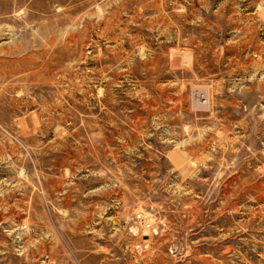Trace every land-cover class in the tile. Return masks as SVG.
<instances>
[{"label":"rangeland","instance_id":"obj_1","mask_svg":"<svg viewBox=\"0 0 264 264\" xmlns=\"http://www.w3.org/2000/svg\"><path fill=\"white\" fill-rule=\"evenodd\" d=\"M0 264H264V0H0Z\"/></svg>","mask_w":264,"mask_h":264}]
</instances>
